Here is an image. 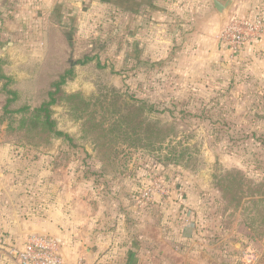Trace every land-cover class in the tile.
I'll list each match as a JSON object with an SVG mask.
<instances>
[{
	"label": "rangeland",
	"instance_id": "374dc122",
	"mask_svg": "<svg viewBox=\"0 0 264 264\" xmlns=\"http://www.w3.org/2000/svg\"><path fill=\"white\" fill-rule=\"evenodd\" d=\"M154 1H144L152 32L103 0L84 26L32 34L17 59L0 58V262L15 264L11 251L30 234H60L86 237L91 264H127L137 240L150 251L139 264H264V95L245 101L231 78L226 21L212 33L224 53L216 61L214 42L180 45L199 0ZM62 77L52 119L73 143L21 124ZM153 104L169 111L151 113ZM154 182L164 193L138 203Z\"/></svg>",
	"mask_w": 264,
	"mask_h": 264
},
{
	"label": "crops",
	"instance_id": "0c3cea01",
	"mask_svg": "<svg viewBox=\"0 0 264 264\" xmlns=\"http://www.w3.org/2000/svg\"><path fill=\"white\" fill-rule=\"evenodd\" d=\"M141 1L144 3L142 5V10L145 7H148V13L146 16L147 19H144L142 10L138 9V2ZM144 1L145 0H132L129 10L120 4H123V0H116V3H118V6L116 7H119L117 9V14L121 16L122 20L130 15L137 25H140L142 20V29L145 28L152 32L156 25V23L153 22L155 20L153 17L154 13L149 10L150 4L147 6ZM161 1L163 0H155L153 4L156 2L160 3ZM231 1L232 4L228 10V14L226 18H223L216 9L214 0H199V4H196L193 8L188 10L189 12L191 11V14H188L189 12L185 13V17L182 18L184 20H182L183 23H180L181 25L178 35L181 44L178 42V45L180 44L183 48H185L187 43L191 46V39H199V49L202 50L204 47H206V49L208 48V43L214 42L209 45V49H211V51H215L214 54L217 53V55L211 54V56L216 61L220 59V56L224 55V53L219 47L220 44L213 39L212 33L216 35L220 31L222 22H225L228 17L230 18L232 16L247 17L249 19L261 17L264 19V0ZM98 5L105 6L106 3H104L103 0H0V58H5L8 61L17 59L16 52L18 48L21 46L32 45L31 42L24 41V38L27 36L30 37L32 34L38 35V37H43L45 32L47 33L54 30L58 31L60 29V25L65 23L75 28H80L82 25L84 26L86 24V16H89L91 9ZM151 23L152 26L150 25ZM166 24L170 25V22L168 21L165 23L164 27ZM177 38H175L174 41L171 40L170 45H173L174 47L175 44L173 43L179 40H177ZM187 40L190 41L188 42ZM40 44L45 46L43 38H39L36 45L39 46ZM48 44L52 46L51 42ZM190 46H187V48ZM42 48L36 49L37 52L31 55L29 54V56L33 58L34 55L43 51ZM189 53L190 52L180 54L187 56ZM24 55L25 57H28L26 52H24ZM45 55H47V57H52L54 54L50 49ZM231 56L232 55L228 54V59L230 61H228L230 75L232 79H239L242 81L240 82L244 85V93L246 97L245 101H247V99L255 101V98L258 95L259 98L260 95L263 97L264 37L258 39L257 41H251L242 50L240 55ZM56 235L58 236L56 239L60 243L61 253L68 262L74 263L78 259H84L82 254L88 251V248H86L85 245L86 237H82L83 241L72 240V242H67L62 236H59L60 234ZM140 238L146 239L149 243H152L155 236L143 235ZM22 246L15 250H19ZM147 248L149 247L147 246ZM145 250L144 245L143 247H140L138 240L134 241L132 243L131 250L128 252L129 257L126 259V263L139 264L140 251L141 253H145L147 255V259L150 262V251ZM86 257L93 260L90 256ZM15 261V264H18L16 259ZM0 264H12V262L8 260L7 257H3ZM86 264H91V262Z\"/></svg>",
	"mask_w": 264,
	"mask_h": 264
},
{
	"label": "built area",
	"instance_id": "2783aa9c",
	"mask_svg": "<svg viewBox=\"0 0 264 264\" xmlns=\"http://www.w3.org/2000/svg\"><path fill=\"white\" fill-rule=\"evenodd\" d=\"M221 40L225 43L231 55H238L251 42L264 37V19L256 17L232 16L228 18L221 32ZM155 189L147 188L137 197V202L153 199L154 193L162 192L156 182ZM0 236V244L2 243ZM11 254L18 261V264H86L83 259H78L74 263L68 262L61 253L58 240L49 235L30 234L24 241L22 248L12 250Z\"/></svg>",
	"mask_w": 264,
	"mask_h": 264
},
{
	"label": "trees",
	"instance_id": "16d2710c",
	"mask_svg": "<svg viewBox=\"0 0 264 264\" xmlns=\"http://www.w3.org/2000/svg\"><path fill=\"white\" fill-rule=\"evenodd\" d=\"M89 62V59H86L85 61L78 62V64H86ZM6 78L3 76L1 71V64H0V79ZM66 83V78L62 77L59 82H55L53 84L54 91L49 92V101L44 102L40 107L33 109L31 112L30 117L25 118L22 120L21 124L22 127H25L27 129H36L41 127L43 132H48L52 134L56 138H63L68 140L69 142L73 143V139L70 138V136L62 131L57 130L56 122L52 119V110L51 107L57 103V94L60 92L61 85ZM67 99L72 98H78L79 95H70L66 96ZM9 101V100H8ZM151 113H165L169 111L167 107L164 105H156L153 104L149 108ZM25 110L29 111V108H22L18 110V112H24Z\"/></svg>",
	"mask_w": 264,
	"mask_h": 264
},
{
	"label": "water",
	"instance_id": "95a60500",
	"mask_svg": "<svg viewBox=\"0 0 264 264\" xmlns=\"http://www.w3.org/2000/svg\"><path fill=\"white\" fill-rule=\"evenodd\" d=\"M215 1V7L218 10V12L221 14L223 18H226L228 14V10L232 4L231 0H214Z\"/></svg>",
	"mask_w": 264,
	"mask_h": 264
}]
</instances>
